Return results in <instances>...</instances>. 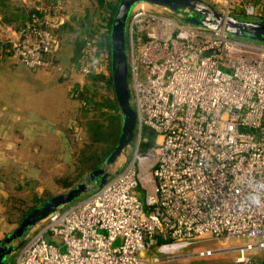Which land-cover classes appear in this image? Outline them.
Listing matches in <instances>:
<instances>
[{"label": "built area", "instance_id": "built-area-1", "mask_svg": "<svg viewBox=\"0 0 264 264\" xmlns=\"http://www.w3.org/2000/svg\"><path fill=\"white\" fill-rule=\"evenodd\" d=\"M215 1L241 14L238 0ZM53 9L39 4L23 25L3 30L5 52L28 69H61L54 56L63 39L46 27L62 11L59 0ZM245 11L262 17L264 8ZM185 13L132 9L131 154L100 188L40 222L13 264H189L217 254L228 264H264V43L184 23ZM105 30L84 37L83 76L109 77L99 47ZM143 128L155 139L141 152Z\"/></svg>", "mask_w": 264, "mask_h": 264}, {"label": "rangeland", "instance_id": "rangeland-1", "mask_svg": "<svg viewBox=\"0 0 264 264\" xmlns=\"http://www.w3.org/2000/svg\"><path fill=\"white\" fill-rule=\"evenodd\" d=\"M206 1L222 10L220 2ZM61 2L63 13L59 12L58 18L52 20L47 27L54 33H63V43L54 56L61 69H28L18 61L8 70L3 64L0 66V125L9 128L8 135L11 138L6 140L10 147L0 141V241L15 229L30 209L38 207L51 196L65 192L92 171L84 170L80 175L79 171L83 165L77 161L83 149L81 144L91 142L84 127V108H89L87 117L99 116L103 124L108 122L104 119L112 114L110 107L105 105L106 101L113 99L112 88L105 85V80H93L92 77L83 76L76 70L84 37L90 29L86 28V25L93 14V6L90 0ZM261 6L264 8V4ZM240 13L242 14V10ZM107 17L95 16L92 27L106 26L105 32L107 31L108 35L105 21ZM2 40L4 35L1 32L0 41ZM75 84L79 91L86 88L88 93L73 91ZM85 97L88 98V103L83 101ZM100 113L103 114L99 115ZM30 115L38 121L34 126L40 134L38 139L30 141L33 151L25 148L27 143L23 140L24 133L30 132L31 123L28 122L26 132L19 130L18 136L16 135L20 122ZM106 144L103 140V144L100 147L93 146V150H99ZM130 154L131 149H125L115 163L109 166V170L120 166ZM63 179L70 181L71 185L64 188ZM136 193L143 202V191L138 188ZM22 212L25 213L22 215ZM16 252L9 257L7 264L14 263ZM257 256L263 258L264 251ZM229 259L217 254L212 258L192 257L188 263L228 264Z\"/></svg>", "mask_w": 264, "mask_h": 264}, {"label": "water", "instance_id": "water-1", "mask_svg": "<svg viewBox=\"0 0 264 264\" xmlns=\"http://www.w3.org/2000/svg\"><path fill=\"white\" fill-rule=\"evenodd\" d=\"M164 7L173 13L183 14L184 23L221 29L241 39L264 43V18L245 14L224 13L205 0H118L108 24L109 76L115 99L120 129L117 141L102 163L81 181L65 192L51 196L38 207L30 209L15 229L0 241V264H7L9 257L23 244L25 237L43 220L60 207L70 204L106 183L117 170H109L125 149L131 148L135 134L136 114L131 106L128 87V61L126 55V25L132 9L138 4Z\"/></svg>", "mask_w": 264, "mask_h": 264}, {"label": "trees", "instance_id": "trees-1", "mask_svg": "<svg viewBox=\"0 0 264 264\" xmlns=\"http://www.w3.org/2000/svg\"><path fill=\"white\" fill-rule=\"evenodd\" d=\"M57 0H43V6L45 8L48 9L49 14L50 15H54V6ZM60 2L62 0H59ZM118 0H90V3L92 4L93 8V14L90 16V20L86 25V28H90L87 30V34L89 35L91 31V28H94L92 26H94L92 24V21L95 20V16L97 15H107L108 17L106 18V24L108 26V20L110 18V15H112L114 9H115V4ZM8 0H0V8H9L8 6ZM62 3V2H61ZM239 5L241 6L242 9V14L248 15L246 14L245 9L249 6H256V5H261L264 4V0H238ZM35 12L34 9H31L28 13V17L26 18V20L24 22L27 21V19L29 18V16ZM62 13V11L60 12V14ZM42 13H39V17H42ZM4 16V22L7 23H13L15 22V20L10 19V18H6V16L3 14ZM262 17H264V14H261ZM89 17V16H88ZM23 22V23H24ZM23 23H21V25H23ZM19 25V26H21ZM1 43V41H0ZM5 47L0 44V57H2V59H0V63L2 62V60L4 58L7 57V52H5ZM99 47H103L104 50L107 52L108 54V36L104 35L101 39V41L99 42ZM109 59V57H108ZM92 79L98 81V80H105V85L108 86V88H112L111 87V81H110V76L106 79L103 76H93ZM73 91H76L78 93H82V94H87V89L84 88L82 90H78L77 84L73 85ZM83 101H86V103H88V98L85 97L83 98ZM107 104L106 107H110L112 114H110V116L108 118H105L104 120H108V122L106 124H103V121L101 118H99V116L96 117H87V113H88V107L84 108L83 110V117L85 119L84 121V127L86 128V131H88V137L90 138L91 142L89 144H86L85 142H83L81 144L82 152L80 153L79 157L77 158V161L80 162L83 165V168L81 169L80 175L83 174L85 171L84 170H93L95 169V167L101 162V160L105 157V155L107 154V152L112 148L114 142L117 139L118 136V131H119V124H120V118H119V114H118V108L115 102V99L113 97V99L106 101ZM103 114V113H102ZM101 113L99 115H102ZM109 128V130H107ZM108 131V133H107ZM141 138L142 141L140 143V147L139 150L141 152H144L145 150H147L149 147L152 146L154 139H155V134L154 132L149 129V128H143L141 131ZM103 140H104V144L107 143L106 145L102 146L101 149L99 150H93V146L96 147H100V145L103 144ZM100 143V144H99ZM99 144V146H98ZM100 151V152H98ZM71 185V182L63 179V187L67 188ZM25 213V212H24ZM22 212V215L24 214Z\"/></svg>", "mask_w": 264, "mask_h": 264}, {"label": "crops", "instance_id": "crops-1", "mask_svg": "<svg viewBox=\"0 0 264 264\" xmlns=\"http://www.w3.org/2000/svg\"><path fill=\"white\" fill-rule=\"evenodd\" d=\"M212 1H215V0H212ZM42 2H43V0H8L7 3H8L9 8H7V9L0 8V31L2 32V34L4 35L3 30L6 27H14V28L19 27V25H21V23H23L26 20V18L28 17L29 11L31 9H34V7L38 6L39 4L43 5ZM207 2H209V1H207ZM209 3H211V2H209ZM3 14L6 16V18H10L12 20L14 19L15 22H13V23L4 22ZM65 17H66V15H65ZM48 24L49 23H47L46 27H48ZM105 28H106V26H105ZM93 30L94 29L91 28L90 33ZM58 34L61 35V37L63 39L62 31L58 32ZM15 63H17L15 58L11 55H7V57L4 58L2 60V62L0 63V66L3 64V67H5L8 70ZM44 73H46V72H44ZM28 117H25L26 120H23V122H20V127L16 130V135L18 134L17 131H19V130L26 132L27 130H25V128H27L29 123H31V126H29L30 132L26 133V134L24 133L23 140L25 141V144L27 143L25 148L29 151H33L34 148L32 147V143L30 141L38 139L40 134H39L38 129H36L34 126L35 123L38 122L36 120V118L32 115H30ZM8 130H9L8 127L0 125V141L3 144L6 143L7 146L10 147V144L6 141L7 139H8V141H9V139H11L10 136L8 135L9 134ZM19 138H22V137H19Z\"/></svg>", "mask_w": 264, "mask_h": 264}]
</instances>
